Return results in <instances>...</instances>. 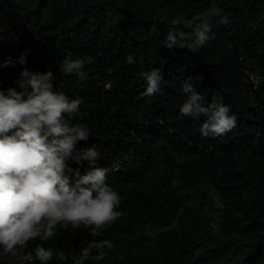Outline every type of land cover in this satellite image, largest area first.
<instances>
[{"label": "trees", "instance_id": "trees-1", "mask_svg": "<svg viewBox=\"0 0 264 264\" xmlns=\"http://www.w3.org/2000/svg\"><path fill=\"white\" fill-rule=\"evenodd\" d=\"M206 11L216 13L211 39L188 44L193 16ZM172 29L182 47L163 45ZM25 51L26 65L0 67V86L15 87L23 67L50 68L69 96L83 97L73 120L92 136L77 147H99L123 215L102 236L60 230L23 252L41 243L69 255L49 264H72L82 240L108 239L115 248L85 264H264V0H0V60ZM68 53L85 61L83 85L61 71ZM153 67L162 71L160 91L144 96L141 73ZM189 76L197 91H211L205 103L230 106L233 130L205 137L203 118H178ZM147 225L169 227L138 235Z\"/></svg>", "mask_w": 264, "mask_h": 264}, {"label": "clouds", "instance_id": "clouds-1", "mask_svg": "<svg viewBox=\"0 0 264 264\" xmlns=\"http://www.w3.org/2000/svg\"><path fill=\"white\" fill-rule=\"evenodd\" d=\"M214 15L206 11L193 16L197 46L211 39ZM221 22L230 23L227 16H222ZM163 45L170 49L183 46L174 29L167 32ZM126 61L136 62L132 55ZM17 63L26 65V51L15 59L6 56L0 60V67H15ZM84 64L82 58L68 53L61 71L75 74L83 85L88 77ZM141 75L146 81L144 96L160 91V68L153 67ZM203 78L200 74L195 79ZM14 85L0 86V257L18 256L21 264H49L54 256L67 262L69 255L64 251L41 243L18 253L29 241H49L60 230L87 229L92 237L102 236L105 226L123 215L119 210L121 196L107 182L110 169L98 165L102 156L99 147L95 143L77 147L79 141L92 136L86 124L73 120L80 114L83 97L69 96L50 68L41 72L23 67ZM181 91L186 99L179 107L178 118H203L198 128L201 136L220 137L237 126V116L230 106L219 100L205 103L191 76L181 81ZM85 162L87 167L82 172ZM80 243L72 264L101 261L107 255L104 250L115 248L108 239H84ZM116 258L123 260L124 256Z\"/></svg>", "mask_w": 264, "mask_h": 264}, {"label": "rangeland", "instance_id": "rangeland-1", "mask_svg": "<svg viewBox=\"0 0 264 264\" xmlns=\"http://www.w3.org/2000/svg\"><path fill=\"white\" fill-rule=\"evenodd\" d=\"M183 28H185V29H188L189 28V23L187 22V21H184L183 22ZM189 30V29H188ZM190 34L188 35V38H187V42H188V44H193V40H194V35H193V30H191L190 29ZM97 84H98V86L99 87H101V88H104V87H107V84H105L104 82H103V80L102 79H100V78H97ZM211 93V91L209 90V89H204L203 91H202V94L204 95V96H207L208 94H210ZM185 191H189V192H192L191 190H187V189H185L182 193H184ZM190 194H192V193H190ZM194 203V198L192 197V198H190V199H188L187 200V205H192ZM176 225V221H172L171 223H170V226H175ZM168 227L169 226H167V227H158V226H155V225H147L146 227H144V228H142V229H140V230H138L137 231V234L139 235V234H146V235H155L156 233H158V232H161V231H164V230H166V229H168ZM23 250H24V248L23 249H21L20 250V253H18V255H20V254H23ZM3 259L6 261V262H8V263H12V264H21V262L19 261V259H18V256L17 257H13V256H11V255H9V256H5V257H3Z\"/></svg>", "mask_w": 264, "mask_h": 264}]
</instances>
